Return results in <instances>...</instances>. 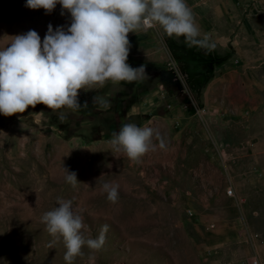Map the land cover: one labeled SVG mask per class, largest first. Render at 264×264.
Wrapping results in <instances>:
<instances>
[{"label": "rangeland", "instance_id": "1", "mask_svg": "<svg viewBox=\"0 0 264 264\" xmlns=\"http://www.w3.org/2000/svg\"><path fill=\"white\" fill-rule=\"evenodd\" d=\"M196 1L186 0L193 13ZM25 4L0 0V49L29 30L43 41L49 24L70 26L71 14L61 15L59 4L51 14ZM203 26L201 36L210 38V25ZM129 39L128 63L145 65V79L80 90L75 111L38 104L0 114V264H66L62 238L42 222L58 198L72 201L92 238L109 226L103 248L85 247L74 264H87L90 254L96 264L264 263V171L252 165L264 153L249 147L264 128L262 115L248 105L236 110L212 91L222 56L163 30L140 29ZM94 96L108 106L93 103ZM126 123L158 128L163 146L156 141L139 163L114 152L112 135ZM64 167L76 173L75 186ZM106 182L120 185L116 202L103 191Z\"/></svg>", "mask_w": 264, "mask_h": 264}, {"label": "clouds", "instance_id": "2", "mask_svg": "<svg viewBox=\"0 0 264 264\" xmlns=\"http://www.w3.org/2000/svg\"><path fill=\"white\" fill-rule=\"evenodd\" d=\"M58 4L62 6L61 15L65 11L71 14L70 26L53 29L49 24L43 41L35 30H29L0 49V114L6 117L38 104L54 111H75L81 107L80 90L102 88L108 81L115 84L145 79V65L133 67L128 63L132 48L129 33L140 29L163 30L169 38L183 37L189 47L203 49L206 54L217 46L207 35L201 36L186 0H26L25 7L42 8L51 14ZM93 103L108 106L99 96L93 97ZM59 119H66L63 112ZM156 141L163 146L158 128L126 123L113 133L110 143L114 152L139 163L155 150ZM64 173L65 181L75 186L76 173L65 167ZM119 188L116 182L102 185L111 202L118 200ZM57 204L43 214L42 222L50 235L62 238L66 264L83 257L85 247L91 253L100 251L109 226L103 225L99 235L92 238L84 216L71 200L58 198ZM87 264H96L95 255L88 256Z\"/></svg>", "mask_w": 264, "mask_h": 264}, {"label": "crops", "instance_id": "3", "mask_svg": "<svg viewBox=\"0 0 264 264\" xmlns=\"http://www.w3.org/2000/svg\"><path fill=\"white\" fill-rule=\"evenodd\" d=\"M194 6L199 29L210 25V39L217 45L213 56H222L214 64L212 91L236 110L248 105L249 112L264 119V0H197ZM253 136L250 150L264 153V128ZM252 165L264 171V157ZM259 245L264 261L263 233Z\"/></svg>", "mask_w": 264, "mask_h": 264}, {"label": "built area", "instance_id": "4", "mask_svg": "<svg viewBox=\"0 0 264 264\" xmlns=\"http://www.w3.org/2000/svg\"><path fill=\"white\" fill-rule=\"evenodd\" d=\"M228 193L231 194V195H233V194H234V193H233V189L230 188V189L228 190ZM239 200H240L241 202H244V198H240ZM204 264H229V263H227V262H223V261H210V262H206V263H204ZM247 264H263V262H262L258 257H252V258L250 259L249 263H247Z\"/></svg>", "mask_w": 264, "mask_h": 264}]
</instances>
